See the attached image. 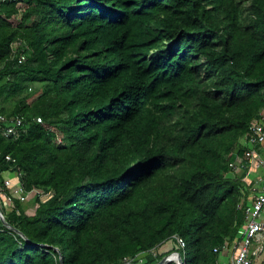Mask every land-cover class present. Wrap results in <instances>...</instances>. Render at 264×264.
<instances>
[{"label":"trees","instance_id":"trees-1","mask_svg":"<svg viewBox=\"0 0 264 264\" xmlns=\"http://www.w3.org/2000/svg\"><path fill=\"white\" fill-rule=\"evenodd\" d=\"M262 113L264 0H0V178L51 194L0 204V264H222Z\"/></svg>","mask_w":264,"mask_h":264},{"label":"built area","instance_id":"built-area-1","mask_svg":"<svg viewBox=\"0 0 264 264\" xmlns=\"http://www.w3.org/2000/svg\"><path fill=\"white\" fill-rule=\"evenodd\" d=\"M24 59L25 56H22L19 62H23ZM37 120L42 121L41 118H37ZM0 122L3 124L0 128L4 136L11 137L16 135L17 129L23 125L24 117L8 118L0 115ZM242 147L244 148L243 154H234L229 166L236 173L246 172L243 181L251 185L254 196L245 208V227L240 231V239L220 248L221 250H231L229 264H254L264 255V113L261 114L260 119L250 124ZM3 161L15 163V159L11 155H6L0 150V165ZM21 176L22 173L19 171L7 170L1 174L3 180L0 178V195L7 208L11 205L12 199L26 202L35 196H39L41 199L50 198L51 194L37 189L27 192L21 181ZM4 187L10 189L9 195L4 192ZM177 239L181 248H184V241L181 238ZM215 251H219V248H216ZM177 255V252L171 253L169 262L177 264ZM139 259L142 260V257L139 256ZM134 260L126 258L123 262L130 264Z\"/></svg>","mask_w":264,"mask_h":264},{"label":"water","instance_id":"water-1","mask_svg":"<svg viewBox=\"0 0 264 264\" xmlns=\"http://www.w3.org/2000/svg\"><path fill=\"white\" fill-rule=\"evenodd\" d=\"M0 219L2 221V223L4 224V226L10 228V229H13L16 233L22 235L23 237H25L18 229H15L13 228L9 223L8 221L5 219V216L1 213L0 211ZM177 264H184V261H183V258H182V255L180 253L177 252ZM169 262V255L168 256H165L163 257L157 264H168ZM61 264H63V262H61Z\"/></svg>","mask_w":264,"mask_h":264},{"label":"crops","instance_id":"crops-1","mask_svg":"<svg viewBox=\"0 0 264 264\" xmlns=\"http://www.w3.org/2000/svg\"><path fill=\"white\" fill-rule=\"evenodd\" d=\"M0 204H2L3 206H4V208L6 209V211H10V209H11V205H10V208L8 207H6L5 206V204H4V201H3V198H2V196L0 195ZM1 207V206H0ZM0 210H1V208H0ZM2 211V210H1ZM3 213V212H2ZM3 215H4V213H3ZM231 257V256H230ZM230 257L228 258V257H224V259H222V261H221V263L222 264H229L230 263Z\"/></svg>","mask_w":264,"mask_h":264},{"label":"rangeland","instance_id":"rangeland-1","mask_svg":"<svg viewBox=\"0 0 264 264\" xmlns=\"http://www.w3.org/2000/svg\"><path fill=\"white\" fill-rule=\"evenodd\" d=\"M9 208H10V205H9ZM264 216V215H263ZM164 249V248H163ZM232 255V252H231V250H224L223 252H222V254H221V260L222 259H224V257L226 258V257H230ZM261 263V261H260V259L259 260H257V263L256 264H260Z\"/></svg>","mask_w":264,"mask_h":264}]
</instances>
